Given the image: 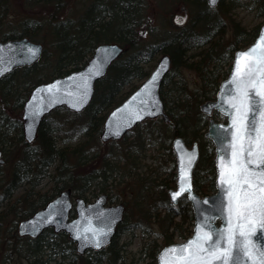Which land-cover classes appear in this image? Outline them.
<instances>
[{"label": "trees", "instance_id": "16d2710c", "mask_svg": "<svg viewBox=\"0 0 264 264\" xmlns=\"http://www.w3.org/2000/svg\"><path fill=\"white\" fill-rule=\"evenodd\" d=\"M10 1L0 0V38L28 37L50 47H44L36 64L16 68L0 80V148L4 150L5 163L11 164L9 175L0 177V229L8 218L14 216L13 221L17 222L29 216L65 188H71L76 196L86 199L89 194L97 196L102 192L110 197L114 190L122 196L131 191L138 195L143 191L144 179L131 171L136 168L133 163L129 166L125 163L131 157H139L138 154L146 149V135L150 134L152 138L157 136L153 133L156 131L161 139H166L163 146L170 161L168 168L161 165L168 169L167 177H158L157 184L161 186L158 203L154 201L139 210L159 224L157 235L162 236V243L152 239L143 250L146 264H158L160 249L188 237L193 228V210L187 196L173 206L167 192L169 187L176 185V159L171 142L177 135L189 144L199 141L201 155L194 170V186L202 195L214 191V145L205 137L209 117L201 111L200 104L216 97L220 82L230 72L235 51L250 44L258 35L264 21V0H221L215 7L209 6L207 0H184L195 15L183 26H177L179 31L156 43L141 40L139 35L146 23V0H89L85 11L76 19L60 17L65 0H25L29 6L51 5L52 22L47 25L39 18L25 17L15 26L6 25ZM240 6L255 10L263 20L251 27L244 26L229 15ZM44 29L47 30L45 33ZM102 42H118L124 50L110 65L107 74L97 81L90 105L80 113L64 107L53 110L42 120L36 140L27 142L23 134L22 109L32 87L80 68ZM205 46L206 50L203 49ZM156 52H168L173 60L161 87L171 121L166 123L161 117L147 119L120 140L102 142V147L110 145L107 150L92 149L93 141L100 140L105 116L148 76L152 67L148 66L152 65ZM180 66L198 73V89L187 88L179 77ZM215 115L220 116L219 112ZM80 118L81 122L78 121ZM142 127H145L144 132ZM85 135L87 138L83 139ZM73 140L78 143L69 142ZM2 168L1 165V174ZM47 176L51 186L42 190L39 183ZM21 187L22 194L14 198V193ZM127 217L126 214L112 243L104 249L109 252L106 255L104 250L89 252L87 256H80L84 261L82 264H122L120 248L115 249L114 245L126 226ZM141 221L139 218L134 224L141 225ZM9 230L17 235L14 223ZM59 237L61 242L56 240ZM62 242L74 249V243L65 232L56 233L49 228L35 239L28 238L25 251L32 264H51V261L61 264L57 256L65 259L63 252L68 246ZM54 252L55 256H51Z\"/></svg>", "mask_w": 264, "mask_h": 264}, {"label": "water", "instance_id": "95a60500", "mask_svg": "<svg viewBox=\"0 0 264 264\" xmlns=\"http://www.w3.org/2000/svg\"><path fill=\"white\" fill-rule=\"evenodd\" d=\"M220 1L216 0L215 5L211 3V0H207V3L213 7ZM181 11L183 12H179L173 17V21L177 25L184 24L188 19V7L186 5L181 6ZM262 32H264V22L255 40L247 47L240 48L235 52L230 73L221 81L216 98L206 100L200 105L201 110L208 115H212L214 111H219L226 117L225 121H218L211 117L207 131L205 132V136L213 141L216 153V190L213 193L201 196L194 188L193 173L200 157L198 141H195L189 146L182 136H176L173 140L172 148L176 156L177 185L176 188L169 189L168 193L174 205L178 203L184 194L188 196L193 208L194 227L193 233L185 240L165 245L159 251L157 256L158 264H161L162 253H164L165 249L186 244L195 237L198 226L204 227L205 225H211V230L214 232H218L227 227V195L225 193L227 185H222L220 173L221 165L223 164L226 167L231 159L228 145L233 130L232 116L230 115L231 109L224 103V100L232 93L230 81L235 68L237 54L245 52L256 45ZM29 48L36 50L35 55H29L27 52ZM122 51L123 48L118 43L106 42L98 44L87 63L80 69L72 70L65 75L56 76L51 80L36 84L23 106V133L25 139L28 142H33L37 136L43 117L57 107L65 106L74 112L83 111L93 98L96 82L106 74L109 66ZM42 52V43L34 42L26 37L7 40L0 39V61H2L0 63V73H2L0 74V80L17 67L35 64L41 58ZM171 65L172 57L169 53H163L148 77L121 103L111 109L105 118L103 130L100 135L103 141L120 139L135 125L147 118L162 116L166 122L171 120L166 113L165 104L161 96V86L165 76L170 71ZM97 68H99V74H96ZM90 69L93 75L88 80L86 94H83L82 90L78 88L80 74H84L87 77ZM158 70L159 74L156 77L154 85L145 90L143 86L148 83L153 74L157 73ZM57 82L62 83L57 84ZM50 85H56L59 89L54 99L47 90ZM134 96L136 97L135 100H133ZM36 108L42 110L33 116L32 112ZM113 113H116V115L113 116ZM133 113H139L141 118L136 119L132 115ZM130 115L131 120H129ZM189 157L192 159L191 164L188 163ZM182 161L184 164V187L188 191L173 201L171 194L178 191L180 187ZM3 162V151L0 148V164ZM106 203V194L99 195L91 202H87L82 197H77L74 202L71 197V190L67 188L62 190L45 206L36 210L27 218L20 220L17 229L20 235H28L35 238L45 229L52 227L55 232H66L76 242V250L79 254H84L88 249L100 250L111 243L126 210L123 203L116 205H107ZM73 207H75L77 215L71 217L70 213ZM233 223H235L234 220ZM205 230L209 229L205 228ZM93 231L108 232L106 239H104V242L99 248L89 242ZM250 231L252 232L250 239L258 248L264 249V225H261L259 222L254 223ZM84 236H87L89 239L78 238ZM101 238L103 239V237ZM236 260L237 264H246V258L239 252L236 254Z\"/></svg>", "mask_w": 264, "mask_h": 264}, {"label": "snow or ice", "instance_id": "6c2138e0", "mask_svg": "<svg viewBox=\"0 0 264 264\" xmlns=\"http://www.w3.org/2000/svg\"><path fill=\"white\" fill-rule=\"evenodd\" d=\"M211 3L215 5L216 0ZM35 51L27 49L29 55H35ZM96 74H99V68ZM158 74L159 70L143 86L145 90L154 85ZM92 75L91 69L87 77L80 74L78 88L83 94L87 92ZM230 84L232 93L224 103L231 109L232 116L233 131L228 145L231 159L226 167L221 165L220 173L222 185H227V227L214 232L211 225L198 226L195 237L186 244L164 250L161 264H237V252L243 254L246 264H264V249L258 248L250 239L252 225L257 222L264 225V32L256 45L237 54ZM47 90L53 99L59 92L56 85L48 86ZM40 110L34 109L32 115H37ZM132 115L141 118L139 113ZM191 162L189 157L188 163ZM183 172L182 161L180 187L171 194L173 201L188 191L184 187ZM107 235L108 232L93 231L90 239L87 236L78 238L89 239L99 248Z\"/></svg>", "mask_w": 264, "mask_h": 264}, {"label": "rangeland", "instance_id": "374dc122", "mask_svg": "<svg viewBox=\"0 0 264 264\" xmlns=\"http://www.w3.org/2000/svg\"><path fill=\"white\" fill-rule=\"evenodd\" d=\"M146 1L147 7L144 9L146 23L141 27L142 29H140L139 31L141 40H144L148 43H156L165 39V36L171 35L173 34V32L176 33L177 31H179L178 27L172 24L170 21H172V17L174 16V14L181 12L180 8L184 4V0ZM88 4L89 0H65V3L61 8L60 17L66 19L70 16L76 19L82 15ZM52 10L53 7L51 5L39 4L29 6L28 3L25 2V0H11L10 10L5 19L8 22V24L6 25L14 24L15 26L19 20L25 17L39 18L43 20L44 23L47 22L48 25L49 22H52L50 20ZM189 14V19H192L195 15V11H191L189 12ZM229 15L233 19L240 21L241 24L246 27H251L263 20V17L261 15H257L255 10H251L245 6L237 7L236 9L231 11ZM227 21H229V17H227ZM46 31L47 30L44 29L43 33H45ZM229 31H231V28H229ZM43 40H46V38H44ZM43 45L44 47H50L49 44L45 45L43 43ZM203 49L206 50L207 46H205V48ZM161 54V52L155 53V59L153 60L152 65H149L148 68L152 66L150 68L152 70L155 67ZM179 72L180 79H183V82L187 84L186 86L188 89H198L200 78L198 76V73L194 69L180 66ZM179 77H177V79H179ZM169 86L172 87V84H170ZM78 121L81 122L82 119L80 118L78 119ZM144 130L145 127H142V132H144ZM153 133L157 134L158 137L153 136L151 138L150 134L146 135V137L148 138V142L146 143V149L143 150L141 154H138V158L131 157L129 158L128 162L125 163L127 166H129L130 163H133V166H135L136 168H133V170L131 171L137 172L143 177L144 182L141 184L143 191L137 195V193L134 194L133 191L129 190L132 192L131 194L129 192H126L125 195L122 196V194L120 195L118 191L114 190L113 196H110L111 203H116L119 201L125 202L126 200H130L129 204H126L128 210V221L124 223L126 224V226L124 225L123 231L119 234V237L115 241L114 245L115 249L120 248V253L123 256L122 264H146V255L143 253L144 246L152 239H157L158 244H161L163 241L162 236L157 235L159 230V224L156 223V221H154L153 219L149 220V217H147L145 214L140 213V210L144 209L145 206L149 207L152 202L156 201L158 203V195L161 190V186L157 184V181H159L158 177L159 175L162 177H167V168L170 161L167 156L168 151L166 150L165 146H163L166 139H161L159 137L160 133L158 134L156 133V131ZM85 138H87L86 135L83 137V139ZM69 142H71V144H75L76 142L78 143V140H73ZM93 143L94 147L92 149L94 150H99L101 148L107 150L110 146L104 145L102 147V141L99 139H96L95 141H93ZM161 164H165L167 168H165V166ZM2 166V174L0 173V177L6 176L7 174L9 175L11 170V164L5 163ZM130 180L134 181L133 179ZM133 185H135V183ZM50 186L51 180L48 176L43 178L39 183V187L42 190H46ZM22 191L23 187L19 188L14 193V198L22 194ZM87 198L89 200H94L95 196L89 194ZM139 218H142L141 222L143 224L136 225V221ZM13 219H15L14 216L13 218H8L4 222L6 223V225H3L0 229V264H32L31 259L27 257V253L25 251V248L28 244V238L18 237V235L14 234L12 230H9V227H11L13 223L15 224L19 221L17 220L16 222L13 221ZM134 222L136 223L134 224ZM143 228H146V231H144ZM59 238H56V240L61 242L62 238ZM63 245L68 246L63 252L66 255L65 259H63L61 255L57 256V260L60 261L61 264L84 263L83 259H81L80 256L76 253L75 246L74 249H70L69 244L63 243ZM45 252L47 253L48 250H45ZM107 252L109 251L104 250L105 255L107 254ZM76 254L78 256H76ZM51 256H55V252L52 253Z\"/></svg>", "mask_w": 264, "mask_h": 264}]
</instances>
